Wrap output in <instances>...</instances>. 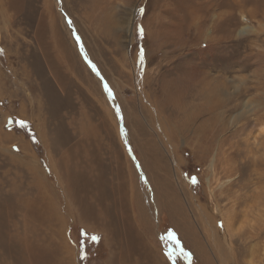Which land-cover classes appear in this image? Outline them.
<instances>
[{
	"label": "rangeland",
	"instance_id": "obj_1",
	"mask_svg": "<svg viewBox=\"0 0 264 264\" xmlns=\"http://www.w3.org/2000/svg\"><path fill=\"white\" fill-rule=\"evenodd\" d=\"M93 1L0 0V264H264V0Z\"/></svg>",
	"mask_w": 264,
	"mask_h": 264
},
{
	"label": "bare ground",
	"instance_id": "obj_2",
	"mask_svg": "<svg viewBox=\"0 0 264 264\" xmlns=\"http://www.w3.org/2000/svg\"><path fill=\"white\" fill-rule=\"evenodd\" d=\"M107 1V0H106ZM180 1H182V0H180ZM188 2V1H187ZM98 3V2H97ZM96 3V1L94 0L93 1V5L92 6H90L89 8H88V6H86V7H84L83 6V8L82 9H84V10H87V9H90V10H93L92 8H94V11H95V8L97 7V4ZM213 3V2H212ZM215 3V2H214ZM182 4V3H181ZM105 5V4H104ZM100 5H98V7H99ZM116 7V6H115ZM98 9V8H97ZM115 9V8H114ZM123 11V10H122ZM175 11V10H174ZM96 12V11H95ZM179 12V11H178ZM115 13H117V12H115ZM115 13H112L111 11H110V8L108 7V6H105V7H100V9H98V11L96 12V17L98 18V19H100V20H103V23H102V26H100V28H102V27H104L103 28V30L102 31H100L99 33H101V37L100 38H97L96 40H94L92 37H89V38H91L93 41H94V44H93V47L95 46L96 48L98 47V46H100V44H102V38L103 37H106V36H104V35H110L111 34V32H112V29H113V27H114V20H113V14H115ZM124 13H126V12H124ZM182 13V12H181ZM185 13V12H184ZM197 13V12H196ZM176 14V13H175ZM183 14V13H182ZM181 14V15H182ZM118 15V14H117ZM129 15H130V18L129 19H127V21H126V24H127V29H126V34H125V40L127 39V42L128 43H130L131 42V40H133V31H134V19H133V16H134V9H133V11H132V9H131V12L129 13ZM184 15V14H183ZM187 15H189V14H187ZM192 15V14H191ZM126 16V15H125ZM125 16H124V19H125ZM88 18V17H87ZM94 18V17H93ZM119 18V17H118ZM186 18H188V17H186ZM79 19H81V18H79ZM86 19V18H85ZM120 19V18H119ZM123 19V20H124ZM61 20V19H60ZM164 20V19H163ZM75 21H76V19H75ZM82 21V20H81ZM86 21V20H85ZM185 21H186V19H185ZM188 21V20H187ZM80 22V21H79ZM86 22H88V19H87V21ZM95 22V21H94ZM164 22V21H163ZM163 22H160V24H157V27H160L161 25H162V23ZM184 22V21H183ZM100 23V22H99ZM196 23H197V21H196ZM53 24V23H52ZM85 24V23H84ZM121 24V23H120ZM123 24V23H122ZM170 24V23H169ZM179 24V23H178ZM181 24H182V21H181ZM57 25V24H56ZM87 25V24H86ZM93 25V24H92ZM116 25V24H115ZM184 25V24H183ZM175 26H181V25H175ZM174 26V27H175ZM88 27V26H87ZM95 27H97V26H95ZM124 27V26H123ZM122 27V28H123ZM67 28V27H66ZM91 28V27H90ZM170 28V27H169ZM182 28V27H181ZM87 29V28H86ZM117 29V28H116ZM97 30V29H96ZM174 30V29H173ZM172 30V31H173ZM177 30L179 31V29L177 28ZM176 30V31H177ZM177 31V32H178ZM159 32V31H158ZM166 32V31H165ZM96 32H95V30H92V35L93 34H95ZM160 33V32H159ZM174 33V32H173ZM181 33V32H180ZM81 34V33H80ZM86 35V34H85ZM123 35H124V33H123ZM170 35V34H169ZM174 35V34H173ZM204 36H205V34H204ZM73 38V37H72ZM116 38V37H115ZM108 39V38H107ZM119 39H120V36H119ZM75 40V39H74ZM82 40H84V44L85 43H87V47H89V48H91V50H92V47H91V43H90V40L87 38V37H85L84 35H83V39ZM110 40V39H109ZM55 43V42H54ZM119 43H121V40L119 41ZM125 43H126V41H125ZM127 43V44H128ZM122 44V43H121ZM183 44V43H182ZM55 45V44H54ZM63 45V44H62ZM106 45V44H105ZM104 45V46H105ZM124 47H126V46H124ZM94 49V48H93ZM121 49V48H120ZM119 50V49H118ZM72 51V50H71ZM89 53H90V55H91V57H92V59L94 58V53H93V51H88ZM91 52H92V54H91ZM72 54H74V53H72ZM63 55V54H62ZM93 55V56H92ZM66 57V56H65ZM68 57H70L71 58V56H68ZM75 58V57H74ZM125 58V57H124ZM72 59V58H71ZM95 59V58H94ZM51 60V59H50ZM75 60V59H74ZM76 60H77V58H76ZM82 61V60H81ZM84 61V60H83ZM95 61H96V59H95ZM98 61V60H97ZM119 61V60H118ZM76 63V62H75ZM135 64V63H134ZM81 65V64H80ZM80 65H79V61H77V66H79L80 67ZM85 66V65H84ZM75 69V68H74ZM79 69V68H78ZM198 74V72H197V70H195L193 73H191V72H189L188 71V69L185 71H183V72H180V75H179V77L183 80V81H181V82H184L185 81V79L186 80H188V81H190V76L193 78V79H196L197 77H196V75ZM68 75V74H67ZM94 81V80H93ZM203 83V82H202ZM175 84V83H174ZM207 84V83H206ZM203 85V84H202ZM169 86V85H168ZM172 86V85H171ZM175 86V85H174ZM91 87V86H90ZM175 88V87H174ZM173 88V89H174ZM206 89H208V90H210L211 91V89H212V86H210V85H207L206 87H205ZM169 89V88H168ZM167 89V90H168ZM181 91V90H180ZM185 91V90H184ZM215 91V90H214ZM167 92V91H166ZM173 92V91H172ZM201 92V91H200ZM212 93H213V91H211ZM176 93V92H175ZM180 93V92H179ZM183 93V92H182ZM167 94V93H166ZM203 94V93H202ZM168 95V94H167ZM171 95V94H170ZM175 95V94H174ZM184 95H186V94H184ZM188 95V94H187ZM211 96V95H210ZM181 97V96H180ZM165 99H166V97H165ZM173 99V98H172ZM171 99V100H172ZM191 99V98H190ZM170 100V99H169ZM183 100V99H182ZM182 100H181V102H182ZM189 100V99H188ZM188 100H183V101H188ZM164 102H166V101H164ZM180 103V102H179ZM181 105V104H180ZM160 107V106H159ZM163 107V106H162ZM192 107V106H191ZM182 108V107H181ZM159 109V108H158ZM188 109V108H187ZM163 111V110H162ZM105 112V111H104ZM107 115V114H106ZM123 188V187H122ZM120 189V188H119ZM213 192V191H212ZM136 195V194H135ZM105 196V195H104ZM123 197V196H122ZM191 198H192V196H191ZM213 198H215V195L213 196ZM193 202V201H192ZM106 204V203H105ZM198 204V203H197ZM235 204H236V202H234L233 203V206H232V210H230V209H228V210H226V211H223V219H224V223H225V226H226V230H229L230 229V231H231V233H232V231L234 230V228L236 227V225L238 224V223H236L235 222V220L237 219V218H235V215L233 214V212H236V211H234L235 210ZM72 205V204H71ZM195 206H196V208L199 210V212H200V215H204L205 214V212L206 211H204L205 210V208L204 207H202V208H204V210L203 209H201L200 208V206L199 205H196V204H194ZM103 206V205H102ZM246 207L244 208V212H246V211H248V205H245ZM139 207V206H138ZM140 208V207H139ZM138 208V209H139ZM210 208V207H209ZM215 209H217L218 211H221V213H222V210H220L219 209V203L217 202V204H216V208ZM136 210V212H137V209H135ZM209 213H210V215L212 216V217H214V215H213V213H212V211L209 209ZM231 211V213L230 214H228L229 212ZM140 212V211H139ZM208 212V211H207ZM138 213V212H137ZM137 213H136V215H137ZM143 214H144V212H143ZM207 214V213H206ZM205 214V215H206ZM207 216V215H206ZM110 217V216H109ZM128 217V216H127ZM137 217V216H136ZM257 217H258V219H260L263 223H264V204H262V205H260L259 204V207H258V212H257ZM140 218V217H139ZM144 218H145V216L144 215H142V220L144 221ZM246 219V218H245ZM105 221V220H104ZM194 221H195V219H194ZM237 221V220H236ZM109 222V221H108ZM104 224V223H103ZM210 224V223H209ZM248 225V223H247V221L245 222V225ZM210 227V225L208 226V228ZM208 228L206 229V230H203V232H204V235L207 237V240L209 241L210 240V237H211V234L208 232ZM211 229V228H210ZM227 233V232H226ZM230 233V234H231ZM209 234V235H208ZM228 235V234H227ZM226 235V236H227ZM231 237V236H230ZM218 239V238H217ZM232 239V238H231ZM195 240V241H194ZM192 239V243H193V245H195V246H198L199 245V241H198V239ZM215 240V239H214ZM228 240V239H227ZM206 242V241H205ZM230 244V243H229ZM122 256V255H121ZM114 262L115 261H113L112 263L114 264ZM156 262V261H155ZM116 263V262H115ZM116 264H134V262L133 263H130V258H129V255H126V253H125V256H123L122 258H120L119 260H118V262L116 263Z\"/></svg>",
	"mask_w": 264,
	"mask_h": 264
},
{
	"label": "trees",
	"instance_id": "obj_3",
	"mask_svg": "<svg viewBox=\"0 0 264 264\" xmlns=\"http://www.w3.org/2000/svg\"><path fill=\"white\" fill-rule=\"evenodd\" d=\"M79 243L82 250L83 264L96 254H101L104 256L106 254L103 248V239L100 233L89 232L83 228L78 229ZM95 250V251H94ZM94 251V252H93Z\"/></svg>",
	"mask_w": 264,
	"mask_h": 264
}]
</instances>
